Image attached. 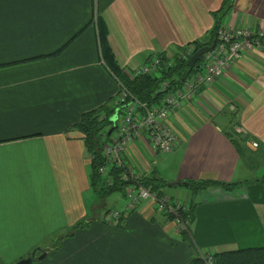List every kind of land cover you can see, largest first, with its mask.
Masks as SVG:
<instances>
[{
  "label": "crops",
  "instance_id": "1",
  "mask_svg": "<svg viewBox=\"0 0 264 264\" xmlns=\"http://www.w3.org/2000/svg\"><path fill=\"white\" fill-rule=\"evenodd\" d=\"M223 5L224 0H0V242L46 241L29 244L21 255L46 253L35 264H189L198 252L244 249L241 228L258 241L244 246L264 247V174L258 178L254 172L256 166L264 171V46L238 61L231 74L200 86L197 99L179 110V120L171 116L180 139L171 154L153 157L141 141L132 145L134 154L129 150L142 177L155 171L168 184H240L233 192L209 188L196 196L182 185L168 187H182L173 190L175 197L163 191L191 204L193 246L165 216L149 214L146 202L125 213L127 218L103 224L106 213L124 209L126 201L122 195L111 208L96 206L88 156L74 127L117 91L100 60L98 19L127 79L125 72L152 54L209 41L214 12L229 14L233 25L264 31V0H233L221 11ZM65 45L58 55L44 57ZM236 124L246 130L242 155L226 133ZM250 141L258 143L256 150ZM249 182L256 184L246 188ZM82 220L83 231L63 238Z\"/></svg>",
  "mask_w": 264,
  "mask_h": 264
},
{
  "label": "built area",
  "instance_id": "2",
  "mask_svg": "<svg viewBox=\"0 0 264 264\" xmlns=\"http://www.w3.org/2000/svg\"><path fill=\"white\" fill-rule=\"evenodd\" d=\"M262 46H264V31L257 28L232 29L220 24L215 36L213 50L202 55V59L210 62L204 63L203 66L201 63L198 69H195L197 71L193 72L192 70L180 84L175 86L168 79L161 81L157 89L158 93H160L158 96L160 99L158 104L152 107L137 100L127 92V88L121 81L116 80L118 85L116 94H121V96L115 100L108 101L109 107L113 109L112 123L110 125V128L113 129L107 135V142L102 149L101 155L105 164L99 168L101 176L109 181L110 175L108 174L111 165L124 167L123 160L132 159L129 150L130 145L135 143L133 142L134 140H142L153 154H164L173 150L179 142H177V134L171 131L167 124L170 116L174 112L179 111L191 99H194L191 97H194L200 86L213 84L215 80L226 74L234 62H238L244 55H248L247 52L262 50ZM180 48H185V46ZM180 48L172 50L179 55V61L187 62L194 51V47L188 45L186 50L178 51ZM166 61L165 56L158 55L150 58L141 67L142 69H138V75L133 76V78L139 76L163 77L164 72H167L168 67H170ZM125 73L126 75L129 74V72ZM233 133L236 136H244L246 135V130L242 126H237L233 128ZM254 146L257 148V143ZM125 170L121 175V180L128 182L129 187L133 189L128 190L126 193L128 200L126 209L128 211L142 205L143 202H151L154 208L156 206L158 214L165 217H179V210H181V214H188L189 206L186 203L177 202L167 194H161L156 191L151 192L150 188L146 189L141 184V177H138L133 167ZM109 183L111 184V182ZM115 213L117 214V212ZM180 222L182 229L189 234V220L183 218ZM197 255L200 256L205 264H213V261H211L212 255L201 252H198Z\"/></svg>",
  "mask_w": 264,
  "mask_h": 264
},
{
  "label": "trees",
  "instance_id": "3",
  "mask_svg": "<svg viewBox=\"0 0 264 264\" xmlns=\"http://www.w3.org/2000/svg\"><path fill=\"white\" fill-rule=\"evenodd\" d=\"M233 0H224V5L221 7V11L227 10V8L231 7ZM219 11L214 12L215 16V26L209 32L210 40L206 42H193L194 52L192 55L200 49L202 46H209L212 44L215 39L214 33L217 30V27L221 23V18L223 15L218 14ZM97 31L100 39V45L103 50V58L105 59L107 68L114 74L119 77V81L124 83L125 86L129 88V90L134 94V96L146 103L148 106H151L155 100L158 98L160 93H158L157 89L161 81L165 79H170L172 85H177L181 83V79L185 77V73L187 70L186 62L178 61L175 62V66L168 69L167 72H164L163 77H153V76H139L135 77L133 80H126L121 73V69L116 64L113 53L110 49L107 40V28L102 21V19H98ZM67 45V44H66ZM62 47L57 52L46 55L44 57L56 56L61 52L65 47ZM199 64V63H198ZM196 64V66L198 65ZM195 66V69H196ZM193 69L194 71H197ZM198 69V66H197ZM113 114V109L109 107L108 103L102 105L94 110L83 113L80 116V120L75 124V128L82 135L84 147L86 153L89 155V165H88V181L89 187L96 195V199L101 201V206H104L106 198H108L111 194L119 191L124 195V185L128 184V182H124L121 180V175L125 172L127 168H132L135 171V167L132 165L130 158L124 159V167L111 165L109 174L110 180L108 181L99 173V168L105 164L104 159L102 158V149L105 143L107 142V132L106 130L112 123L111 115ZM230 141L237 149L238 153L242 155L243 150L247 152V149L244 148L245 136H236L234 133L226 131ZM136 172V171H135ZM137 173V172H136ZM138 175V174H137ZM140 176V175H139ZM140 182L143 186H147L150 189L155 190L158 193L164 194L163 190L168 187V183L162 180L157 176L155 171H152L144 178L140 176ZM111 182V184L109 183ZM262 185H264V176L261 180ZM181 185L186 188L188 193L191 196H196L198 193L207 190L209 188H219L225 191L233 192L240 184L237 183H227V182H217L210 180H197V181H187L182 182ZM175 187V186H172ZM127 205V198H125ZM126 209V206L125 208ZM119 210V209H113ZM111 210V211H113ZM126 215L131 214V212H125ZM185 218L189 220L187 214H185ZM171 218L170 216H168ZM191 223V221L189 220ZM87 225L83 223H77L63 236V238H71L74 236V232L86 228ZM62 238V239H63ZM61 241H59V246L56 247L55 250L60 248ZM212 259L214 264H264V247H253V248H244L238 249L234 251L215 253L212 255ZM191 264H204L202 260L198 258H194L191 261Z\"/></svg>",
  "mask_w": 264,
  "mask_h": 264
},
{
  "label": "rangeland",
  "instance_id": "4",
  "mask_svg": "<svg viewBox=\"0 0 264 264\" xmlns=\"http://www.w3.org/2000/svg\"><path fill=\"white\" fill-rule=\"evenodd\" d=\"M225 15V14H224ZM223 17H225L224 18V26H226V28H232V29H253L254 27H252V28H248V27H241V26H237V25H233L232 23H233V21H232V23H231V21H229L230 20V16H229V14L228 15H225V16H222V18ZM94 19H95V16H94ZM221 24V23H220ZM218 28H219V26L217 27V30H218ZM97 29V28H96ZM217 30H216V32L214 33V35L216 36L217 35ZM259 30V29H258ZM251 31V30H250ZM108 34V33H107ZM242 35H243V33H242ZM204 40V39H203ZM202 40V41H203ZM200 41V40H199ZM213 41H215V39L213 40ZM201 42V41H200ZM213 43V42H212ZM98 44H99V47H100V52H99V56H100V60L103 62V64L106 66V62H105V59L103 58V50H102V47H101V45H100V39H99V35H98ZM188 45H190V46H193V42H191L190 44H186L185 45V48H180V50L178 49V51H183V50H186V48L188 47ZM212 45V44H211ZM211 45H209V46H211ZM215 45V44H214ZM184 47V46H183ZM194 47V46H193ZM178 48V47H177ZM175 50H177V49H175ZM212 50H213V48H212ZM259 51V50H258ZM194 52V51H193ZM113 53V52H112ZM248 54H251V53H253V50L252 51H250V52H247ZM175 53L173 52V50H168L167 51V53H165V59L167 60L166 62L167 63H169L168 65H170V67H168L169 69L170 68H172V67H174L175 66V62H178L179 61V59H178V57H179V55L176 53L175 55H174ZM114 55V54H113ZM159 54H152V55H150L149 57H148V59L145 61V64L150 60V58H153V57H155V56H158ZM247 55H244L241 59H244L245 57H246ZM241 59H239V61L241 60ZM186 62V61H185ZM207 62H210L209 60H206V59H202V57L200 58V61L197 63L198 65L197 66H199V65H201V63H202V66H203V64L204 63H207ZM145 64H143L142 66H139L137 69H135L134 71H129V74H125L126 75V77H127V79L126 80H128V81H130V80H133L134 78H133V76H135V75H138V69H142L141 67H143ZM235 64H237V62H234L233 64H232V66H231V68L226 72V74L225 75H228V74H231V73H229V72H231V69H232V67L235 65ZM196 66V65H195ZM197 66H196V69H197ZM205 66V65H204ZM106 68H107V66H106ZM108 69V68H107ZM195 69V68H194ZM109 70V69H108ZM110 71V70H109ZM126 71V70H125ZM124 71V72H125ZM111 72V71H110ZM112 73V72H111ZM195 74V73H194ZM112 75L114 76V74L112 73ZM222 77V76H221ZM114 78H115V80H117V81H119L120 79H119V77L115 74V76H114ZM131 78H133V79H131ZM168 80H170V79H168ZM116 81V82H117ZM216 81V80H215ZM120 82V81H119ZM170 82H171V80H170ZM122 83V82H121ZM124 84V83H123ZM117 85V84H116ZM212 85V84H211ZM117 87H118V85H117ZM126 88H127V92H129L131 95H133L134 96V94L129 90V88L127 87V86H125ZM204 87V86H203ZM205 87H210V85H206ZM117 92V91H116ZM121 96V94H114L113 96H112V99L111 100H115L116 98H118V97H120ZM123 96V95H122ZM135 97V96H134ZM114 98V99H113ZM136 98V97H135ZM191 98H194V99H191V101H189L188 103H186L183 107H181V109L182 108H184L185 106H187V105H189V104H191L194 100H196L197 98H196V95H194V97L192 96ZM137 99V98H136ZM159 99H160V97H158V99L151 105V107L152 106H155V105H157L158 104V101H159ZM138 100V99H137ZM140 101V100H139ZM147 105V104H146ZM180 109V110H181ZM178 112L179 111H177V112H174V114H173V116H175V119H177V120H179V115H178ZM113 116V114L111 115V117ZM170 118H171V116H170ZM170 118H169V122H167V124L169 125V128H170V130L171 131H174L175 132V127L171 124V122H170ZM238 125L236 124V125H233L232 127L234 128V127H237ZM229 127H230V124H229ZM233 128H228V130L227 131H229V132H231V133H233ZM75 130L78 132V130L75 128ZM106 130H109V127L106 129ZM79 133V132H78ZM176 133V132H175ZM80 134V133H79ZM177 134V133H176ZM81 135V134H80ZM82 136V135H81ZM176 138H177V142H180V139H179V136H178V134H177V136H176ZM133 142H137V141H133ZM141 142H143L142 140H141ZM253 142V143H252ZM250 144H249V146L251 147V148H253V150H256L257 148H255V146H254V144H256L255 143V141H250L249 142ZM134 144V143H133ZM133 144H131L130 145V150H131V147H133L132 145ZM257 145H258V143H257ZM147 150H149L150 151V154H152V156L153 157H155V156H157L158 155V157H161V156H165V155H167V154H171L172 152H173V150H171V151H169V152H167V153H164V154H153V152L150 150V148H148ZM131 153H133V151L131 150ZM134 154V153H133ZM86 156H88V159L86 158V161L88 160V162H89V155L86 153ZM111 157H112V155H110ZM157 157V158H158ZM112 159H114L113 157H112ZM152 159V158H151ZM131 161H134V160H131ZM133 165V164H132ZM87 172H88V169H87ZM254 172H255V174L257 175V177L258 178H260L263 174H264V171H263V168L262 167H260V168H258L257 166H256V168L254 169ZM130 175V174H129ZM138 177H139V175H138ZM87 178H88V175H87ZM144 178V177H143ZM89 182V181H88ZM256 183L255 182H249V184H246V188H249L250 186H252V185H255ZM88 185H89V183H88ZM124 187H125V189H124V195L126 196V193L128 192V190H133L132 188H130L129 187V183L128 184H126V185H124ZM146 189H149V187H147V186H144ZM90 188V187H89ZM174 189H179V190H183L182 189V187H177V188H166V189H164L165 191H166V193H168L169 195H172L173 197H175L173 194V190ZM163 190V191H164ZM150 191L151 192H155V190H153V189H150ZM182 193L184 194V191H182ZM93 194V193H92ZM165 194V193H164ZM95 195V194H94ZM96 196V195H95ZM120 198H122V193L121 192H119V191H117V192H115V193H113V194H111L108 198H106L107 199V203H106V205H105V203H104V206H103V208H111L112 206H114V205H117L116 204V201L118 200V199H120ZM125 198H127V197H125ZM177 198H179V199H181V200H184V199H182V196H180V197H178V196H176V200H177V202H181V201H178V199ZM186 204L189 206V212L191 213V204L190 203H188V201L186 200ZM97 205L96 206H99L100 204H101V201H99V200H97L96 199V202H95ZM141 206V205H140ZM140 206H138V207H135V208H133V209H130L129 211L131 212V214L133 213V212H136L137 210H138V208L140 207ZM144 207H146L147 209H148V212H149V214H151V213H157L158 214V210H157V208H156V206H155V208H154V206H153V204L151 203V202H147V203H145V205H144ZM144 207L142 208V209H140V210H143L144 209ZM140 210L138 211V212H140ZM128 211V209H121V210H113V211H108L107 213H106V215L103 217V224H105V225H107V224H115V220H117V221H120L121 219H125V218H127V216H125V212H127ZM115 212H117V214L115 213ZM179 212V217H174V218H169V217H166L167 218V220H168V222L169 223H171L172 224V229L174 230V231H176L177 233H179L180 235L181 234H183V236H182V239H184V241H186L189 245H191L192 244V236H191V234L189 233L188 234V232H186L184 229H182V226L180 225V220L181 219H183V218H185L186 216L184 215V214H181V210H179L178 211ZM189 212H188V214H189ZM115 214V215H114ZM188 214H187V217H188ZM158 215H160V214H158ZM261 215V214H260ZM160 216H162V215H160ZM62 218V217H61ZM60 221H65V219H60ZM78 223H83V224H86L85 222H84V220H82V221H79ZM118 223V222H117ZM30 225H34V224H30ZM87 225V224H86ZM190 226H189V231L191 230V223L189 224ZM73 227V226H72ZM43 229V228H42ZM187 229H188V227H187ZM84 230V228L83 229H80V230H78V231H76V232H74V235L75 234H77V233H79L80 231H83ZM57 235H59V234H57ZM239 236H240V239H239V242L240 243H242L243 242V244H241V245H243V246H241V248H247V246H244V245H247V242H249V243H258V241H257V237L256 236H250V235H248L247 234V232H246V230L245 229H243V228H241L240 229V233H239ZM191 238V239H190ZM190 242V243H189ZM36 243H46V241L45 242H27L26 240H22V241H3V242H0V264H14L15 262H17L18 260L17 259H19V258H21L22 256V254L24 253V250H25V248L29 245V244H31V246L32 245H34V244H36ZM62 243V242H61ZM191 246H193V244L191 245ZM253 247H259V246H252V248ZM24 257H27V256H24ZM35 258H38L39 256L37 255V254H35V256H34ZM195 258H198V259H200V260H202L201 258H200V256L199 255H196L195 256ZM15 260H17V261H15ZM15 261V262H14ZM192 261V260H191ZM191 261L189 262V264H191ZM203 261V260H202ZM211 261H213V259L211 260ZM203 263H204V261H203ZM213 264H214V262H212ZM205 264V263H204Z\"/></svg>",
  "mask_w": 264,
  "mask_h": 264
},
{
  "label": "water",
  "instance_id": "5",
  "mask_svg": "<svg viewBox=\"0 0 264 264\" xmlns=\"http://www.w3.org/2000/svg\"><path fill=\"white\" fill-rule=\"evenodd\" d=\"M214 44H215V41H213L211 46H202L193 55H191L189 57V59L186 62L187 70H186V73H185V77L188 76L192 72V70L194 69L195 65L200 61V58L202 57V55L212 50ZM185 77H183L181 79V81H183L185 79ZM112 129L113 128H110V130H108L107 135H109L111 133ZM172 186H181V183L176 182V183L168 184V187H172ZM34 252H31V254L29 256L25 257V258L19 259L14 264H35L38 261H41L44 258V256L46 255V253H42L38 258H35L34 257V254H35Z\"/></svg>",
  "mask_w": 264,
  "mask_h": 264
}]
</instances>
